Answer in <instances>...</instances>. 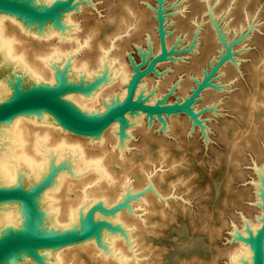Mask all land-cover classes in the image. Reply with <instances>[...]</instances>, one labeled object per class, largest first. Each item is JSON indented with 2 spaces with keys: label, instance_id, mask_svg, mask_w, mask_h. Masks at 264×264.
Listing matches in <instances>:
<instances>
[{
  "label": "rangeland",
  "instance_id": "1",
  "mask_svg": "<svg viewBox=\"0 0 264 264\" xmlns=\"http://www.w3.org/2000/svg\"><path fill=\"white\" fill-rule=\"evenodd\" d=\"M126 7H130L126 9L130 12L127 24L116 30L110 17H118ZM158 9L163 17L166 46L172 52L155 64L154 71L141 77L136 90L146 101L149 97L150 103L157 99L166 103L182 101L196 81L215 66L226 46L229 48V55L210 76V84L191 104L195 119L182 111L162 113L161 118L133 113L126 117L122 135L119 123L113 122L98 137L66 130L75 135V139H67L70 143L84 139L81 145L91 149V155L100 157L105 152L106 158L112 156L121 166L115 177V201L111 202L115 211L108 216L123 212L121 217L128 218L122 222L116 216L123 223L117 220L122 226L117 235L124 240L125 260L133 264H231V255L242 244L235 234L245 231L246 223L251 226L259 222L263 215L264 91L257 87L251 72L264 58V0H73L68 13H75L71 16L73 27L69 26L74 39L68 36L62 41L55 35L50 39L53 43L62 41L66 49V43H71L67 50L74 52V63L91 61L96 53L106 50L110 63L113 61L109 67L115 70L124 63L130 78L132 61L145 62L160 49ZM8 19L5 17V22ZM95 26L96 36L87 35ZM16 28L21 40L27 37V42L30 38L36 45L50 40L37 36L35 26L22 29L16 23ZM98 41L102 49H98ZM93 63L90 69L95 70L97 64ZM12 71V67L0 71L5 83ZM17 72L26 83L24 73ZM113 74V79L98 91L101 100L96 102L95 111L115 100L122 88ZM252 99L256 100L253 112L248 106ZM99 143L103 153L96 152L95 145ZM59 161L55 162L57 167L62 159ZM138 163L142 165L136 172ZM63 170L66 168L58 172ZM22 174L26 186V174ZM93 181L81 190L92 186ZM181 231L188 239H197L199 248L182 252L171 261L172 242ZM84 242L56 250L69 252L63 264H96L76 252ZM105 242L108 251L98 246L93 258H117L115 254L121 250L116 245L118 250L112 251L106 239ZM70 253H75L76 258H71Z\"/></svg>",
  "mask_w": 264,
  "mask_h": 264
},
{
  "label": "bare ground",
  "instance_id": "2",
  "mask_svg": "<svg viewBox=\"0 0 264 264\" xmlns=\"http://www.w3.org/2000/svg\"><path fill=\"white\" fill-rule=\"evenodd\" d=\"M49 1L51 0H25L26 3L30 5L35 4L36 6ZM129 8L126 7L125 10H129ZM128 10H123L118 17H110V22L114 24L116 30H120L125 25L129 18ZM68 11L58 14L55 20L46 21L42 25H39V27H37L38 31L35 34L37 36L40 35V37H46L48 40L53 35L57 36L59 39L62 38V41H64L65 38L67 39L68 36L71 37L69 26H71L72 22L71 16L75 13L72 12L71 15ZM5 17L9 18V23L7 21L5 22ZM16 23L22 29L34 26L26 24V21L18 17L0 13V71L12 67V75L17 78L19 83L23 82V86L32 84L30 86L36 89L51 87L55 83V73L61 71L58 75L62 78V82H75L85 86L83 91H65L57 97L68 109L81 115H88L96 110V102L100 98L98 96V91L103 85L113 79L110 76L111 73H114V80L115 78H119L116 84L122 87L121 90H118L119 93L115 95V99L123 97L125 93L123 84L128 81L130 73H128L127 69H123L125 67L124 63L122 67V64L117 62L120 64V67L118 68L116 66L115 68L114 65L113 67L115 70L109 67L110 59H108L107 56L108 51L106 52V50H104L103 53L98 52V54H95V59L93 57L91 61L95 63L94 66L97 64V68L93 70L90 69L92 62L89 59H84L85 62L83 60V62L80 63L72 62V54L74 52L71 54V51L67 50L69 49V45L71 46V43L68 44L65 42L68 45L66 49V45L62 41L53 43V40L50 39L46 42H38L36 45L29 41L31 40L30 38L28 42L26 41L27 37L21 40L17 32ZM97 27L98 26L92 27L87 35L91 34L90 36H96L98 31ZM75 34L77 35V33ZM72 37L74 39L75 36ZM81 38H83V36ZM14 40H16V42ZM69 40L70 38L68 41ZM77 42L81 43L82 41L77 40ZM97 45L98 49H102L101 41H98ZM17 49H20V52H17ZM73 61H75L74 58ZM111 63H113V61H111ZM17 70L24 73L26 76V83L24 82L23 75L19 74ZM251 73L254 80L258 83L257 87L264 91L261 85L262 83L264 85V58L252 67ZM2 77L0 75V100L6 98L12 91L8 84V78L6 84ZM7 77H9V75H7ZM112 84L115 85L114 82ZM260 90H258V92ZM136 94L138 95L137 90ZM149 100L151 101L150 97ZM255 102L256 100L252 99L248 101L250 105L247 103L251 108V112H253L256 107ZM102 108L104 107L102 106ZM129 114L130 113H126L125 116H129ZM114 124H116V122ZM115 128H117V126ZM61 130L62 128L59 127L52 116L46 112H31L28 114L16 115L12 119L0 124L1 187H19L22 184V172L26 174L27 180L25 179V184L38 182L43 173L48 170L50 162L58 163L57 161L60 159H65L69 167V169L58 172L55 181L48 185L46 187L47 189H42L36 196L32 195L30 201L0 202V235L7 232L23 231L25 210L30 211L31 208L35 209L37 226H40L42 230L54 232L57 230H72L77 225L84 210L94 202L99 203L105 208L114 205V203L111 204V202L115 201L114 197L116 187L118 186L115 177L121 172V166L112 156L106 158L107 154L105 152L103 156L100 157L91 155V149L81 145L84 139L81 140V142L70 143L67 137L75 139V135H71L66 130H62V133ZM99 144H97V146L95 145L96 152L103 153V149L100 147L101 144ZM141 165L142 163H138L135 170L136 172L140 170ZM92 180H94L92 186L81 190L84 184ZM138 180L141 181V176L138 177ZM26 187H28V185H26ZM90 200H92V202H90ZM116 216H120L122 222L123 219H125V222L128 220L126 217H121L124 216L123 212H120L119 215ZM116 216H108L102 212L95 211L93 218L94 220H110V222H116V225L119 226L122 222L118 219L119 217L116 218ZM117 220H119L120 223ZM259 224L260 221L251 224L252 234L255 233V228L258 227ZM117 232L118 230H109L104 227L98 228L97 235L86 240L80 245L81 247H79L76 252L80 257L85 255L91 258V260H95L93 262L96 264H133L134 261L132 262L130 259H124V256H126L125 253H122V251L124 252V245L122 243L124 240L119 238L120 236L118 237ZM243 232L246 234L245 231ZM105 239L109 242L112 251L115 249L118 250L117 248L121 250L117 254L114 253L117 255V258L106 260L103 255V258L99 257V259L97 258L98 260L95 259L96 257L93 258L95 252L99 249L98 246L108 251ZM198 244L199 241L197 239H188L185 233L181 231L178 233L176 240L172 242L170 260L175 261L182 252L189 253L197 251L199 248ZM68 253L69 252H64L63 250L62 252H56V250L46 248L39 250L40 261H36L28 255H24L18 261H11V259H9L3 263L0 262V264H63ZM70 254H72L71 258L74 255L76 258L75 253ZM252 256L253 252L248 243L242 242L239 250L231 255V264H252ZM134 264L139 263L136 262Z\"/></svg>",
  "mask_w": 264,
  "mask_h": 264
},
{
  "label": "water",
  "instance_id": "3",
  "mask_svg": "<svg viewBox=\"0 0 264 264\" xmlns=\"http://www.w3.org/2000/svg\"><path fill=\"white\" fill-rule=\"evenodd\" d=\"M72 7L73 0H51L38 6L35 4L30 5L25 0H0V13L18 17L26 21V24L34 25L36 28L46 21L55 20L58 14L70 10ZM157 13L160 49L145 62L135 63L132 61L133 72L125 85L126 90L122 98L112 100L102 110L94 111L88 115H81L68 109L57 97L65 91H83L85 86L75 82H62V78L58 75L61 71L55 73V83L51 87L38 89L31 87L30 85L32 84L23 86L24 83H19L17 78L12 75L7 77L12 91L6 98L0 100V124L16 115L46 112L64 130L82 136L98 137L113 122L119 123L120 134L122 135L126 125V113H146L150 117L155 114L161 118L162 113L170 114L182 111L195 119L196 115L191 108V104L200 91L210 84V76L229 55V48L226 46V52L221 55L215 66H212L210 71L205 73L200 81H196V86L192 88L191 93L182 101L166 103L164 99H157L150 103L139 95L134 96L141 77L150 71H154L155 64L166 59L172 52L166 46L163 17L159 9ZM61 167L69 169L65 159H62L60 167L50 162L48 170L43 173L40 181L30 183L28 187L23 185V174L21 175L22 184L19 187L0 186V202L30 201L32 195L36 196L42 189L55 181V176ZM261 198L262 202L260 205L263 215L260 218V225L255 228V233H251L252 228L246 223V234L242 231H238L235 234L237 239L248 243L251 248L253 252L252 264H264V186L261 187ZM95 211L108 215L113 214L115 207L112 205L105 208L94 202L84 210L77 225L72 230L52 232L42 230L40 226H37L34 208H31L30 211L25 210L24 230L0 235V262L3 263L9 259L18 261L24 255L40 261L39 250L41 249L57 250L64 245L86 241L96 236L98 228L102 227L114 231L122 230L120 226L108 220H94Z\"/></svg>",
  "mask_w": 264,
  "mask_h": 264
},
{
  "label": "flooded vegetation",
  "instance_id": "4",
  "mask_svg": "<svg viewBox=\"0 0 264 264\" xmlns=\"http://www.w3.org/2000/svg\"><path fill=\"white\" fill-rule=\"evenodd\" d=\"M126 90V89H125ZM137 94H136V90H135V95L134 96H136Z\"/></svg>",
  "mask_w": 264,
  "mask_h": 264
}]
</instances>
